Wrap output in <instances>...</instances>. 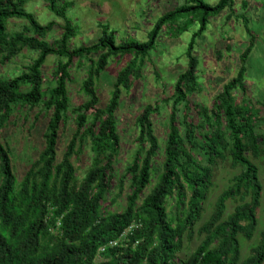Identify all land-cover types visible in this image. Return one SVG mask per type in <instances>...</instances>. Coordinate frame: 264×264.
I'll return each instance as SVG.
<instances>
[{"label": "trees", "instance_id": "obj_1", "mask_svg": "<svg viewBox=\"0 0 264 264\" xmlns=\"http://www.w3.org/2000/svg\"><path fill=\"white\" fill-rule=\"evenodd\" d=\"M32 1L0 0V66L24 51L31 56L16 69L18 75L0 77V136L14 126L19 110L31 113L38 108L47 119L43 148L19 180L0 138V264H264V231L246 258L241 259L240 252L241 238L251 240L257 228L262 185L255 162L264 158V116L258 107L264 102L253 104L245 98L251 44L210 106L190 99L199 89L195 41L208 19L234 0H218L212 6L182 0L179 9L158 19L146 42L117 44L105 26L95 44L77 48L69 46L75 36L66 16L69 4L43 0L47 11L62 21L59 36L49 42L57 23L40 24L25 10ZM186 14L200 20L185 52L186 69L169 96L144 105L135 115L134 149L119 170L122 144L116 111L121 95L140 78L139 65L155 47L163 26ZM132 54L135 58L119 71L102 106L97 92L101 73L111 58ZM49 56H54L55 66L46 83L42 67ZM73 66L84 72L79 85L84 100L74 105L68 90ZM154 117L164 120L163 141L155 133ZM69 122L71 137L58 158L60 133ZM222 164L239 172L199 227L200 243L181 258L183 240L191 239L202 220L214 170ZM122 195L124 207L112 210ZM170 200L174 206L169 212ZM229 200L237 204L225 216ZM127 229L124 244H109Z\"/></svg>", "mask_w": 264, "mask_h": 264}, {"label": "rangeland", "instance_id": "obj_2", "mask_svg": "<svg viewBox=\"0 0 264 264\" xmlns=\"http://www.w3.org/2000/svg\"><path fill=\"white\" fill-rule=\"evenodd\" d=\"M69 4L66 16L75 28V36L69 41L70 48L82 45L95 44L103 33V28L113 33L117 44L125 41L140 43L148 40V35L155 23L168 12L175 11L182 6V0H64ZM208 5H214L218 0H203ZM27 12L33 13L37 21L44 25L50 21L57 23L54 30L47 36L52 41L59 36L61 19L49 13L43 0H34L25 6ZM23 23L21 20H10ZM8 22V23H9ZM9 25V24H8ZM187 26V28H184ZM247 26V30H245ZM199 16L182 15L175 21L163 26L155 47L140 63V78L120 98L119 108L116 111L118 133L121 139V154L118 160L119 170L126 164L134 149V117L139 114L146 104L165 98L172 93L178 75L186 69L185 52L192 35L199 30ZM9 29H12L9 26ZM179 30L181 32H179ZM253 42H250V35ZM251 50L245 62V98L255 103L264 102V0H234L232 6L224 8L219 14L208 19L204 33L199 36L193 47V55L198 61V92L190 99L210 106L223 84L229 81L239 67L240 54L249 47ZM30 55L22 52L11 64L0 66V77L18 75L22 65L27 63ZM135 58V55H125L111 58L105 70L97 81V92L104 106L110 96L112 85L117 74ZM141 59H137L139 62ZM55 66L54 56L47 57L42 67L44 80L48 83L51 71ZM15 70V71H14ZM83 69H71L72 82L68 90L72 105L82 102L83 96L79 93V85L83 79ZM6 77V78H9ZM237 101L241 95L235 92ZM260 105V104H259ZM259 113L264 116V107ZM257 108V107H256ZM19 110L14 114L15 124L0 136L11 153V163L16 178L19 180L34 161L44 145L43 132L47 119L38 108ZM36 124L30 129L33 122ZM155 133L161 141L164 139V120L153 118ZM73 130L69 122L60 133L57 147L58 158L71 137ZM259 168V180L262 185L260 208L257 211V228L251 240H240L241 259L251 253L256 245L260 233L264 231V158L255 162ZM78 172H81L80 170ZM239 169H232L227 164L219 165L214 170V187L212 188L202 213V220L194 227L191 239L184 238L181 258L190 254L200 243L198 229L212 212L218 195L227 188L230 179ZM237 202L227 201L225 216L230 214ZM174 201L168 202V211L173 209ZM124 207L122 195L111 209L121 211Z\"/></svg>", "mask_w": 264, "mask_h": 264}, {"label": "clouds", "instance_id": "obj_3", "mask_svg": "<svg viewBox=\"0 0 264 264\" xmlns=\"http://www.w3.org/2000/svg\"><path fill=\"white\" fill-rule=\"evenodd\" d=\"M135 227H137V226H135ZM129 231H130V229L125 230L123 232V234L118 239L112 240L111 242H109V244L112 243V242H115L116 244H124V242L127 241V235L129 233ZM116 244L115 245H111V246H116ZM100 250H102V249H100Z\"/></svg>", "mask_w": 264, "mask_h": 264}, {"label": "built area", "instance_id": "obj_4", "mask_svg": "<svg viewBox=\"0 0 264 264\" xmlns=\"http://www.w3.org/2000/svg\"><path fill=\"white\" fill-rule=\"evenodd\" d=\"M115 244H116L115 242L110 243V245H115Z\"/></svg>", "mask_w": 264, "mask_h": 264}]
</instances>
